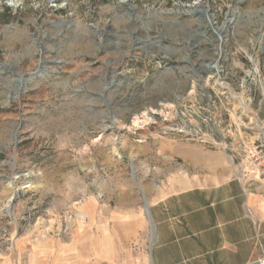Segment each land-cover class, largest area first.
<instances>
[{
    "label": "rangeland",
    "instance_id": "rangeland-1",
    "mask_svg": "<svg viewBox=\"0 0 264 264\" xmlns=\"http://www.w3.org/2000/svg\"><path fill=\"white\" fill-rule=\"evenodd\" d=\"M260 44L264 0H0V264H149L148 184L242 172Z\"/></svg>",
    "mask_w": 264,
    "mask_h": 264
},
{
    "label": "crops",
    "instance_id": "crops-1",
    "mask_svg": "<svg viewBox=\"0 0 264 264\" xmlns=\"http://www.w3.org/2000/svg\"><path fill=\"white\" fill-rule=\"evenodd\" d=\"M251 54L261 58L264 70V44ZM183 171L173 191L147 185L152 219L149 264H254L263 259L261 180L236 176L213 182L198 172ZM146 223L141 217L132 223L119 219L112 224L113 234L123 244L135 232L146 233ZM58 264H67V256L60 254Z\"/></svg>",
    "mask_w": 264,
    "mask_h": 264
},
{
    "label": "built area",
    "instance_id": "built-area-1",
    "mask_svg": "<svg viewBox=\"0 0 264 264\" xmlns=\"http://www.w3.org/2000/svg\"><path fill=\"white\" fill-rule=\"evenodd\" d=\"M248 129L255 132L253 140L244 151V166L237 173L240 178L257 177L264 185V118L256 119L249 124ZM258 264H264V258Z\"/></svg>",
    "mask_w": 264,
    "mask_h": 264
},
{
    "label": "water",
    "instance_id": "water-1",
    "mask_svg": "<svg viewBox=\"0 0 264 264\" xmlns=\"http://www.w3.org/2000/svg\"><path fill=\"white\" fill-rule=\"evenodd\" d=\"M190 14H194L195 12H199V13H201V12H203L204 11V8L203 7H201V8H197V9H194V10H187ZM186 11V12H187ZM225 25H226V27L227 26H229L230 25V22H229V20H227L226 22H225ZM218 28V27H217ZM216 28V29H217ZM207 66H209V65H207ZM210 67V66H209ZM210 68H212V67H210ZM147 206H148V203H146L145 202V210L147 211V213L149 212V210H147ZM254 264H258V263H254Z\"/></svg>",
    "mask_w": 264,
    "mask_h": 264
},
{
    "label": "bare ground",
    "instance_id": "bare-ground-1",
    "mask_svg": "<svg viewBox=\"0 0 264 264\" xmlns=\"http://www.w3.org/2000/svg\"><path fill=\"white\" fill-rule=\"evenodd\" d=\"M230 21H231V20H230ZM217 29H218L219 32L222 31V29H220L219 27H218ZM28 186L31 187V186H32V183H29ZM28 186H27V187H28Z\"/></svg>",
    "mask_w": 264,
    "mask_h": 264
}]
</instances>
